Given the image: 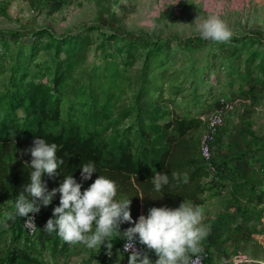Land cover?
Wrapping results in <instances>:
<instances>
[{"label":"rangeland","instance_id":"1","mask_svg":"<svg viewBox=\"0 0 264 264\" xmlns=\"http://www.w3.org/2000/svg\"><path fill=\"white\" fill-rule=\"evenodd\" d=\"M5 1L0 7V42L10 43L13 51L0 55V92L8 86L14 54L20 43L31 41L32 32L44 29L56 38L83 34L91 41L83 54L62 67L66 78L58 87L62 93L61 121L50 123L53 132L78 125L101 131L108 141H117L132 121L123 115L130 108L139 109L135 104L144 89H149L152 98L160 87L165 99L172 85L185 84L189 88L172 96V104L158 106L155 117L159 126L172 113L188 114L193 104L203 100L215 104L212 108L220 100L232 104L214 136L213 166L218 180L208 179L207 190L211 196L220 197L219 187L224 188L227 180L221 170L236 163L247 165L250 180L248 185L239 182L234 186L235 205H241L233 212L235 218L213 223H222L226 231L209 233L202 242L208 255L204 264H231L238 253L249 259L240 264H264V195L262 204L255 199L264 193V88L256 83L255 74L244 73L243 65L251 51L264 52V0H68L66 4L58 0ZM212 14L219 15L232 28L229 41L205 40L198 35L194 20ZM111 37L119 40L114 42ZM137 44L136 54L127 56L126 47ZM153 48L159 50L150 55ZM52 53H39L27 81L50 84L55 72ZM88 101L92 102L88 105ZM77 108H82L83 113L73 114ZM197 113L194 109L191 115ZM105 128H109L107 133ZM205 128L201 121L189 132L194 145H199ZM154 144L164 146L163 139ZM52 209L42 206L41 212L50 217ZM12 211V199L0 203V225L13 224L0 228V259L17 252L36 264H94L95 260L98 264H116L117 260L128 264L127 258H119L120 238L113 241L111 256L103 245L99 251L81 243L73 246L56 233L40 229L30 238L22 232L25 217L8 219ZM246 212L252 213L246 216ZM235 222L240 225L231 227ZM124 228V224L119 225L121 233ZM222 242L226 245L222 246Z\"/></svg>","mask_w":264,"mask_h":264},{"label":"trees","instance_id":"2","mask_svg":"<svg viewBox=\"0 0 264 264\" xmlns=\"http://www.w3.org/2000/svg\"><path fill=\"white\" fill-rule=\"evenodd\" d=\"M30 38L29 43H20L10 68L9 87L0 92V203L14 200L15 195L29 182L30 169L24 162H30L31 155L25 149L32 145L37 136L60 146L58 155L65 160V172H72L78 182L81 179L79 165L89 160L94 161L98 173H93L91 179L83 181L81 190L87 188L98 174L109 176L117 182V199H131L133 219L138 213L140 200H146L157 207H177L182 200L192 201L197 205L204 202V194L208 192L210 181H207L199 145L192 143L189 132L200 125L199 116L208 113L215 104L203 100L193 104L188 114L172 113L159 126L155 117L158 106L163 103L172 104V96L183 94L189 88L185 84L183 87L172 85L168 88L165 99L160 87L156 88L157 96H152L153 99L149 96V89H144L135 104L139 109L130 108L123 115V118H132V121L123 128L117 141H108L101 131L84 129L78 125L64 126L53 132L49 129L50 123L61 121L59 100L62 93L58 91V87L66 78V75H62V67L72 58L83 54L91 41L83 34L56 38L44 29L32 32ZM44 39H47V43H43ZM110 40L115 42L119 38L111 37ZM137 49L138 44L128 46L125 54L133 56ZM43 50L53 51L51 63L55 72L50 84L27 81L31 65ZM154 50L159 49L153 48L149 54H154ZM9 51H13L10 50V43L0 42V55H6ZM243 65L244 73L247 76L255 74L256 83L264 88V52L251 51ZM91 102L88 101L87 104ZM194 109L199 114L191 115ZM20 110L21 115L18 113ZM82 113V108L73 110V114ZM109 128H105L106 133ZM159 138L163 139L164 146L154 144ZM155 171L169 174V184L159 192L154 189L150 180ZM173 172L181 174L180 181L172 176ZM184 173L188 174L187 183L182 182ZM42 179L47 182L50 190L59 185L63 176L49 178L45 174ZM234 192L235 188L230 192V199L236 204ZM262 195L264 193L255 198L260 204L263 203ZM58 203L59 193L49 206L55 207ZM0 264L36 263L21 253L13 252L0 259Z\"/></svg>","mask_w":264,"mask_h":264},{"label":"clouds","instance_id":"3","mask_svg":"<svg viewBox=\"0 0 264 264\" xmlns=\"http://www.w3.org/2000/svg\"><path fill=\"white\" fill-rule=\"evenodd\" d=\"M194 21L198 35L205 40L226 42L233 36L232 28L219 15L196 17ZM59 148L56 142L37 136L25 149L31 155L30 162H24L30 169L29 182L15 195L14 211L8 213L9 220L25 217L27 223L36 227L33 214L39 213L42 206L50 205L59 193V203L53 207L42 230L56 233L64 241L81 243L97 251L103 245L106 254L111 256L113 241L123 239L128 264H191V254L203 251L202 242L210 225L203 222L204 213L199 205L182 200L177 207L152 206L146 215L141 214L133 221L131 199H117L115 180L98 174L82 191V182L98 173L95 162L89 160L79 165L81 179L78 182L72 172H65V160L58 155ZM45 174L49 178L62 175L63 179L57 187L49 190L47 182L42 179ZM172 176L180 181V173L173 172ZM150 180L159 192L169 184V174L155 171ZM182 182H188L187 173L183 174ZM123 222L133 226L121 233L119 225ZM137 244L142 247L138 249ZM150 253L156 258L153 259ZM119 258H123V253ZM94 264L98 262L95 260Z\"/></svg>","mask_w":264,"mask_h":264},{"label":"crops","instance_id":"4","mask_svg":"<svg viewBox=\"0 0 264 264\" xmlns=\"http://www.w3.org/2000/svg\"><path fill=\"white\" fill-rule=\"evenodd\" d=\"M28 1L30 2L31 0H28ZM82 1L83 0H78L77 2L80 3ZM21 2H23V0H21ZM5 4H6L5 0H0V7L5 5ZM56 4H57V2H56ZM249 171H250V169L247 167V165H244L243 163H241V164L236 163V164L230 165V167L226 166V167L222 168L221 176L224 177L225 179H227L225 184L222 187H224L226 189L227 193L224 195L220 193L221 194L220 197L211 196L210 192L209 193L207 192L204 194L205 200L199 206L201 207V209L204 213V221L203 222L206 224L210 223L209 224L210 225L209 233H212V232L213 233H217V232L220 233L222 229H224L226 231V228L223 227L224 225L222 223L219 222V225L213 224L214 222L216 223L217 219H222V218L228 219V218H230L233 220L235 218L233 215V212L235 210H238L241 205H235L233 203V201L230 199L229 194L231 191H233L234 186H236V184H238L239 182H241L243 185H248L249 180H250V177L248 175ZM219 189H220V187H219ZM219 198L221 199L220 201H218ZM246 205H249L248 202L246 203ZM152 206L153 205H151L148 201L140 200L138 213L135 214V218L133 219V221H135L136 218H138V216L141 214L146 215L147 210ZM251 213L252 212H246L245 215L249 216V214H251ZM48 218H49V216L43 215V218L41 220L40 227H39V229L41 231H43L42 230L43 226L46 223ZM213 219H216V220H213ZM211 223L213 224V226ZM7 224L10 225L11 222H9ZM121 224H124V226H125L123 232L127 228L133 226L129 222H123ZM238 225H240V223L235 222L234 224L231 225V227H237ZM204 242H206V240H204ZM220 244L222 246L226 245L223 242ZM71 245L74 246L73 243H71ZM59 247L61 248V246H59Z\"/></svg>","mask_w":264,"mask_h":264},{"label":"built area","instance_id":"5","mask_svg":"<svg viewBox=\"0 0 264 264\" xmlns=\"http://www.w3.org/2000/svg\"><path fill=\"white\" fill-rule=\"evenodd\" d=\"M68 0H58L61 4H66ZM232 110V104L230 102L220 100L216 107L210 110L208 113L200 115L199 120L205 124V131L202 134V137L199 142V152L200 156L204 163V168L207 173V179H216L218 180L217 173L215 172L213 166V151H212V144L214 141V136L216 135L217 131L223 126L224 122V114ZM221 194H226L227 191L225 188H220ZM35 219V225L29 224L26 222V218H24L23 222V229L24 235L26 237H34L39 230L40 223L43 217V214L40 210L39 213L33 214ZM6 225V226H5ZM8 224L0 225V228L8 227ZM123 244L124 240L121 241L120 246L118 248V254L123 253V257L128 259V253L123 252ZM142 247L141 245L137 244V248L139 249ZM152 253H150L151 255ZM208 255L206 250L203 249L201 253H193L191 264H204ZM249 259L246 255L242 253H238L234 255L231 259V264H240V263H247Z\"/></svg>","mask_w":264,"mask_h":264}]
</instances>
